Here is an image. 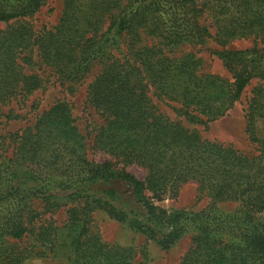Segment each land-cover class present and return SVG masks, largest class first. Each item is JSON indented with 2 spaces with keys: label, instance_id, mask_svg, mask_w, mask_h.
<instances>
[{
  "label": "trees",
  "instance_id": "16d2710c",
  "mask_svg": "<svg viewBox=\"0 0 264 264\" xmlns=\"http://www.w3.org/2000/svg\"><path fill=\"white\" fill-rule=\"evenodd\" d=\"M64 0L59 22L38 29L33 17L47 0H0V116L18 118L12 105L44 89L53 74L73 87L99 65L87 100L103 119L91 141L72 107L58 99L15 136L13 155L0 163V264H147L131 247L106 243L94 223L105 211L168 249L193 232L180 264H264V83L245 113L253 155L211 141L162 114L153 97L180 115L208 123L240 101L253 79L264 80V0ZM207 10V11H206ZM207 12L216 27L217 54L231 79L202 72V59L176 54L186 40L211 37L200 25ZM252 38L247 49L226 44ZM151 41V43L148 42ZM7 109L3 112V109ZM89 150L111 159L95 163ZM147 170L144 180L125 167ZM212 205L199 212L157 205L189 182ZM124 185L123 195L115 186ZM44 202V211L32 200ZM237 202L234 212L220 203ZM65 208L58 225L43 215ZM145 254V253H144Z\"/></svg>",
  "mask_w": 264,
  "mask_h": 264
},
{
  "label": "rangeland",
  "instance_id": "374dc122",
  "mask_svg": "<svg viewBox=\"0 0 264 264\" xmlns=\"http://www.w3.org/2000/svg\"><path fill=\"white\" fill-rule=\"evenodd\" d=\"M197 3L200 5L199 0ZM64 0H47L46 5L33 17V23L38 29L51 28L55 26L63 12ZM207 11V10H206ZM201 15L200 25H206L211 37H204L200 40H186L180 43L176 49V54L193 53L202 59L201 71L218 74L224 78L231 79V72L223 63L217 52L223 47L215 40L216 27L207 12ZM6 23L0 22V29H4ZM151 43L150 40H148ZM252 38L237 39L226 44V49L237 50L252 47ZM100 70V66H95L90 74L73 87H63L56 81L55 77L48 72L44 73L47 83L44 89H39L30 95L23 104L14 103L18 118L8 120L6 116H0V163L8 160L12 155L15 147V136L12 134L21 131L28 125L34 123L37 116L41 115L44 110L49 109L58 99H65L72 107V112L76 118V123L80 131L92 139L95 125L102 124L103 119L91 107L87 100V89L89 84L94 80ZM259 83L264 80L255 78L249 84L240 101L228 114L212 122L203 123L194 121L191 118L180 115L167 100H160L153 97L160 112L173 120H179L188 129H196L201 132L204 138L232 146L242 153L253 155L254 147L251 145L246 133V108L249 97ZM7 109H3L6 112ZM95 127V128H94ZM88 158L95 163L104 162L111 159L117 168H122L116 160L109 155L95 150H89ZM128 172L133 173L138 179L144 180L147 176V170L138 165H129L125 167ZM123 195L129 192L124 185L115 186ZM32 207L39 211H44V202L39 199L32 200ZM157 205L167 210H180L185 212H199L212 205L211 199L200 193L198 184L195 181H189L183 184L177 195H167L162 200L156 201ZM223 210L234 212L239 208L237 202L220 203ZM65 208H61L53 214L43 215V219H52L58 225L66 221ZM264 219V211L259 214ZM94 223L96 229L100 232L106 243L116 244L124 247H131L137 252L135 262L143 261L146 256L147 264H180L184 255L192 246L193 232H188L172 247L165 249L145 235L136 232L127 223H122L112 219L105 211L96 210L94 212ZM145 253V254H144ZM24 264H46L36 257L30 258Z\"/></svg>",
  "mask_w": 264,
  "mask_h": 264
}]
</instances>
